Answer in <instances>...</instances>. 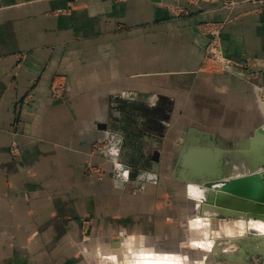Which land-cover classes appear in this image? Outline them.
<instances>
[{"label":"crops","instance_id":"obj_1","mask_svg":"<svg viewBox=\"0 0 264 264\" xmlns=\"http://www.w3.org/2000/svg\"><path fill=\"white\" fill-rule=\"evenodd\" d=\"M221 1L0 0V264H80L74 245L87 215L111 228L116 216L121 226L131 214L144 217L145 199L128 190L134 170L144 171L126 155L133 143L138 156L153 161L157 151L161 162L177 138L175 127L166 135L147 123V110L163 114L160 97L174 101L172 116L221 115L234 133L251 127V87L198 74L208 43L199 26L229 19L227 57L257 60L253 82L264 86V9L228 10ZM167 5L190 15L175 19ZM60 82L67 93L54 98ZM103 141L109 149L92 154ZM88 165L103 167V181L91 184Z\"/></svg>","mask_w":264,"mask_h":264},{"label":"rangeland","instance_id":"obj_2","mask_svg":"<svg viewBox=\"0 0 264 264\" xmlns=\"http://www.w3.org/2000/svg\"><path fill=\"white\" fill-rule=\"evenodd\" d=\"M186 1L189 6L199 8L202 3L210 2L211 0ZM221 4L228 10H233L239 4L242 6L251 5L253 6V10L257 12L264 9V0H245L242 2L222 0ZM166 9L172 13L175 19L190 15L186 7L179 5H167ZM228 22L229 19L206 22L199 26L200 31L208 37V43L197 72L199 75L227 74L237 77L251 87L252 94L255 97L252 104L255 111L253 115L255 119L253 118L251 127L239 126L237 127L239 131L234 133L229 130L234 127H228L225 121L226 117L221 115L172 116L170 113L174 101L160 97V102H162L164 108L163 114L153 112L154 115L147 110L146 115L149 120L147 123L150 124L151 129H156V131H160L166 135L171 134V129L175 127L174 131L178 129L175 132L177 133V138L173 139V143H168V147L166 145L163 147V159L159 162L157 171L154 170V159L153 161L149 159L150 155L148 158L138 156L141 146L130 143L128 156L126 155V158H129L128 164L130 167L133 169L140 168L144 171V173H139L137 170H134L135 174L131 178V183H134L128 187V190L130 196H142L141 199H145V215L141 218V216L138 217V213L131 214L129 219L124 220L125 222L122 223V226L120 220L123 218L116 216L114 218L116 220L114 225L118 226L115 228L105 227L101 221H98L94 225L93 217L87 215L82 222L80 242L74 245L80 257V264H125L128 260L126 258L125 261L120 257L123 254L117 253L114 254V257H111V255L107 256L105 251L114 246H116L114 250L121 249L123 252L126 251L123 244L128 238H135L133 242L140 244L142 242L141 247L139 245L135 247L136 250L140 249L138 251L144 250L166 254L177 253L186 258L189 257L188 259L193 264L200 262L201 264H231L228 254L215 249H213L215 252L213 254L191 245L194 231L192 229V221L197 218L210 219V222L212 221L214 224H217L221 232L219 235L223 236L219 240H230L231 238L230 241L225 242V245L232 244L229 250L226 251L231 252L232 250L236 262H239L238 264H264V234L261 233L259 228L250 226L247 230L239 233L240 235L243 233V235H239L233 239L232 237H228L233 235L232 231H230L232 222L257 220L236 217L229 218L210 213L208 210L204 211V197L201 194L202 189L215 190L218 188L214 187L213 184L215 182L217 183L221 179L229 178L235 167L240 165L239 159L236 157L240 153L239 151L249 149L247 139L252 138L254 135L256 136L257 133H260L264 129V86L253 82L256 76L255 70L260 66V63L250 57L244 62H237L227 57L222 43V32ZM225 65H229L230 69H227ZM66 93L67 84L65 82L54 83L51 88V94L54 98H62ZM242 118L244 122L246 117L243 116ZM171 120L173 122L169 123ZM186 123H188V126ZM187 131L191 132V139L186 143L189 151L191 149L199 152L208 150L213 157L211 169L213 166H216L215 172L210 171L211 169L209 168L207 171H197L178 163V161L182 160L183 155L180 153L183 149L182 147L185 146V143H182L183 140L181 139L182 132L186 134ZM103 145L107 147L106 150L109 149L108 143L103 141ZM95 146L100 147V142L93 144L92 154H95L93 152ZM9 152L14 158L20 156V150L16 143L11 144ZM260 169L263 172L262 180L264 181V161L261 162ZM104 174L103 167L99 165H88L85 171V175L93 185L103 181ZM143 174H146L145 178L140 177L144 176ZM149 175H155L156 177H149ZM251 175L253 174L237 179H230L227 182L230 184L239 179L252 177ZM139 178L140 180H144L145 183L135 186L134 184ZM190 185L200 191L199 196L196 195L197 191H190ZM105 254L107 256L106 259ZM116 255L118 258L115 257ZM132 258L131 256V262ZM101 261L102 263H100Z\"/></svg>","mask_w":264,"mask_h":264},{"label":"bare ground","instance_id":"obj_3","mask_svg":"<svg viewBox=\"0 0 264 264\" xmlns=\"http://www.w3.org/2000/svg\"><path fill=\"white\" fill-rule=\"evenodd\" d=\"M247 142L249 143V149L248 150H241V151H239L240 153H238L237 156L235 155L236 157H238L240 165L238 167H235L234 171L230 174L229 178L223 179V180L221 179V181L219 180V182H217V183L215 182V184H213L214 187H218L217 189H220L221 187L226 186L229 183L227 181H229L230 179H237V178H240V177H243L246 175H250V174L257 175V176L263 175V172L260 169V166H261V162L264 161V156H263V154H264V129H263V131H260V133H257L256 136L254 135L252 138L247 139ZM258 143L260 144V146H258L259 145ZM184 152H181V153L185 156L191 154V152L189 150H187L185 154H184ZM222 153H223V151H222ZM157 163L158 162H156V164ZM215 169H216V166H213V168L210 171L215 172ZM256 172H261V173H256ZM253 175H251V176H253ZM189 187H190L191 192L197 191L196 195H198V196L200 195V191L197 188H195L191 185ZM250 226L255 227V228H259V230H261V228H264V223L260 222V221H252V220L250 222H245V221L232 222L230 225V227H231L230 231H232L233 235L228 236V237H232V239H233L234 237L239 236L240 235L239 233L241 231L247 230L248 227H250ZM192 227H193L192 229H194L193 237H192V244H191L192 246L197 247V248H202L206 251H209L210 253L214 252L213 249H215L217 251L219 250L222 253L228 254L230 256L231 264H238L239 263V262H236V260L234 258V253L232 252V250H231V252L226 251V250H229L230 245H232V244L225 245V242L230 241L231 238H230V240L229 239L228 240H226V239L219 240V238L221 239V237H223V236L219 235V233H221V232H220L219 226L217 224H214L212 221L210 222V219L197 218L196 220L192 221ZM230 235H231V233H230ZM134 239L135 238H128L126 243L124 242L123 245H125V248H126V251H124V252L121 249L120 250H114V249H116V246H114V247H110V249H107L105 251V253L107 254V256L111 255V257H114V254H117V253L123 254V255H120V257H122V259H124L125 261H126V258L128 260L125 262V264H193L188 259L189 257L186 258L185 256H182V255L177 254V253L166 254V253H153L151 251H144V250L138 251L140 249L136 250L135 247H136V245H139V246L142 245V243L140 244L137 242H133ZM132 243H134L135 245ZM202 245H210L211 247L209 249L208 247L202 246ZM106 254H105V259L107 257ZM96 256H98V255H96ZM131 256L133 257L132 262L130 259ZM115 257L118 258L117 255ZM100 263H102V261ZM198 264H201V262Z\"/></svg>","mask_w":264,"mask_h":264},{"label":"water","instance_id":"obj_4","mask_svg":"<svg viewBox=\"0 0 264 264\" xmlns=\"http://www.w3.org/2000/svg\"><path fill=\"white\" fill-rule=\"evenodd\" d=\"M184 145L183 152L185 151V154L188 148L186 143ZM190 152V155H183L182 160L178 163L197 171L211 169L213 157L208 150L199 152L191 149ZM154 160L160 162L157 151ZM201 194L204 197V211L208 210L210 213L224 217L249 218L264 223V181L262 176L253 175L249 178L239 179L220 189H202Z\"/></svg>","mask_w":264,"mask_h":264},{"label":"built area","instance_id":"obj_5","mask_svg":"<svg viewBox=\"0 0 264 264\" xmlns=\"http://www.w3.org/2000/svg\"><path fill=\"white\" fill-rule=\"evenodd\" d=\"M225 67H226L227 69H230V66H229V65H225ZM60 96H62V95H60ZM96 148H97V149H96ZM106 149H107V147H106L105 145H103V142H100V147L95 146L93 152H94L95 154H96V153H99V152H102V151L105 152Z\"/></svg>","mask_w":264,"mask_h":264},{"label":"clouds","instance_id":"obj_6","mask_svg":"<svg viewBox=\"0 0 264 264\" xmlns=\"http://www.w3.org/2000/svg\"><path fill=\"white\" fill-rule=\"evenodd\" d=\"M261 233L264 234V228H261ZM241 235H243V233H241ZM202 246H206V247H208L209 249H210V247H211L210 245H202Z\"/></svg>","mask_w":264,"mask_h":264},{"label":"flooded vegetation","instance_id":"obj_7","mask_svg":"<svg viewBox=\"0 0 264 264\" xmlns=\"http://www.w3.org/2000/svg\"><path fill=\"white\" fill-rule=\"evenodd\" d=\"M154 162H155V160H154Z\"/></svg>","mask_w":264,"mask_h":264}]
</instances>
